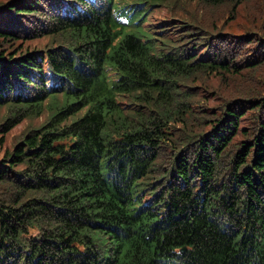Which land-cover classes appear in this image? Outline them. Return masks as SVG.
Here are the masks:
<instances>
[{
  "label": "trees",
  "instance_id": "1",
  "mask_svg": "<svg viewBox=\"0 0 264 264\" xmlns=\"http://www.w3.org/2000/svg\"><path fill=\"white\" fill-rule=\"evenodd\" d=\"M0 264H264V0H0Z\"/></svg>",
  "mask_w": 264,
  "mask_h": 264
},
{
  "label": "bare ground",
  "instance_id": "2",
  "mask_svg": "<svg viewBox=\"0 0 264 264\" xmlns=\"http://www.w3.org/2000/svg\"><path fill=\"white\" fill-rule=\"evenodd\" d=\"M257 30V29H256ZM143 78V77H142ZM145 84V83H144Z\"/></svg>",
  "mask_w": 264,
  "mask_h": 264
}]
</instances>
